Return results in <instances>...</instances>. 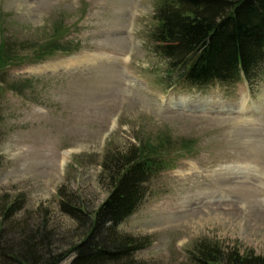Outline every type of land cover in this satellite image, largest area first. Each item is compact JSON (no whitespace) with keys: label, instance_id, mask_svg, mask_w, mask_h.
Here are the masks:
<instances>
[{"label":"rangeland","instance_id":"374dc122","mask_svg":"<svg viewBox=\"0 0 264 264\" xmlns=\"http://www.w3.org/2000/svg\"><path fill=\"white\" fill-rule=\"evenodd\" d=\"M159 1L0 0V224L18 202L6 225L46 223L64 249L82 230L59 190L93 215L104 159L138 149L164 165L119 226L148 237L137 258L190 264L200 241L263 256L264 74L169 86Z\"/></svg>","mask_w":264,"mask_h":264},{"label":"trees","instance_id":"16d2710c","mask_svg":"<svg viewBox=\"0 0 264 264\" xmlns=\"http://www.w3.org/2000/svg\"><path fill=\"white\" fill-rule=\"evenodd\" d=\"M150 34L154 49L168 64V80L176 86L204 87L244 79L255 84L264 74V0H160ZM41 60V59H38ZM1 123V110H0ZM132 149L102 163L108 194L93 215L59 190V209L78 226L79 239L55 247L56 233L46 223L24 228L6 225L21 209L15 202L0 224V264H154L137 258L150 245L148 237L120 231L147 194V184L163 171L161 157H142ZM156 158V159H155ZM66 240V238H63ZM190 264H264V255L240 252L200 241Z\"/></svg>","mask_w":264,"mask_h":264}]
</instances>
